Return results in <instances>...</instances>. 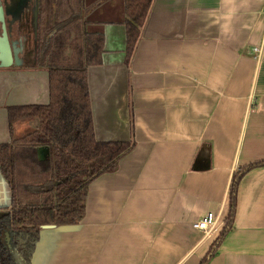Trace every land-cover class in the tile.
Returning <instances> with one entry per match:
<instances>
[{
	"label": "crops",
	"instance_id": "0c3cea01",
	"mask_svg": "<svg viewBox=\"0 0 264 264\" xmlns=\"http://www.w3.org/2000/svg\"><path fill=\"white\" fill-rule=\"evenodd\" d=\"M37 1L0 0V144L11 142L9 107L50 101L25 17ZM83 8L105 38L102 64L88 68L96 139L135 147L91 183L80 223L42 228L33 264H202L235 174L264 162V0H154L129 63L125 0ZM12 199L0 169V218ZM210 212L217 224L195 229ZM208 264H264V166L243 174Z\"/></svg>",
	"mask_w": 264,
	"mask_h": 264
},
{
	"label": "trees",
	"instance_id": "16d2710c",
	"mask_svg": "<svg viewBox=\"0 0 264 264\" xmlns=\"http://www.w3.org/2000/svg\"><path fill=\"white\" fill-rule=\"evenodd\" d=\"M153 1L125 0L127 63ZM38 2L36 67L49 73L50 101L9 107L11 142L0 144V169L13 199L0 218V264H33L43 226L80 223L91 183L117 171L135 147L132 141L99 142L95 136L88 68L103 62L104 35L87 30L83 5L76 0ZM28 121L36 126L16 136L17 125ZM259 166L264 162L235 174L225 227L202 264L233 226L243 174Z\"/></svg>",
	"mask_w": 264,
	"mask_h": 264
},
{
	"label": "built area",
	"instance_id": "2783aa9c",
	"mask_svg": "<svg viewBox=\"0 0 264 264\" xmlns=\"http://www.w3.org/2000/svg\"><path fill=\"white\" fill-rule=\"evenodd\" d=\"M257 51L259 49H256ZM218 222V217L217 215H215V213L210 212L208 214H206L202 219H200L199 221L193 223V227L195 229L204 231V232H208L210 231Z\"/></svg>",
	"mask_w": 264,
	"mask_h": 264
},
{
	"label": "water",
	"instance_id": "95a60500",
	"mask_svg": "<svg viewBox=\"0 0 264 264\" xmlns=\"http://www.w3.org/2000/svg\"><path fill=\"white\" fill-rule=\"evenodd\" d=\"M0 14L3 15V7H0ZM38 17H39V4L37 2L36 3V8H35V26H37V24H38ZM11 61H12V54H10V52H9V62H11ZM52 227H54V225H45V226H43V228H45V229L52 228Z\"/></svg>",
	"mask_w": 264,
	"mask_h": 264
},
{
	"label": "flooded vegetation",
	"instance_id": "af4514ba",
	"mask_svg": "<svg viewBox=\"0 0 264 264\" xmlns=\"http://www.w3.org/2000/svg\"><path fill=\"white\" fill-rule=\"evenodd\" d=\"M38 4H39V2H38ZM35 8H36V5H35ZM25 17L29 18V19L33 17L34 25H35V9L34 10L31 9L29 12L25 13ZM38 24H39V17H38ZM38 24H37V26H35L36 33H37L36 41H35L36 56H37V44H38V37H37L38 36Z\"/></svg>",
	"mask_w": 264,
	"mask_h": 264
},
{
	"label": "rangeland",
	"instance_id": "374dc122",
	"mask_svg": "<svg viewBox=\"0 0 264 264\" xmlns=\"http://www.w3.org/2000/svg\"><path fill=\"white\" fill-rule=\"evenodd\" d=\"M14 2H17V0H13ZM76 2L78 3V5L80 4V5H83V0H82V2H81V0H76ZM82 3V4H81ZM24 10H22L21 9V12H20V14H22V12H23ZM87 20V19H86ZM8 60H9V58L7 57V62H8ZM27 123L28 122H24V123H22V124H20V125H24L23 126V130H25L24 132H27L28 130H30V126H28V127H26V125H27ZM26 124V125H25ZM29 125V124H28ZM18 127H19V125L17 126V129H18Z\"/></svg>",
	"mask_w": 264,
	"mask_h": 264
}]
</instances>
